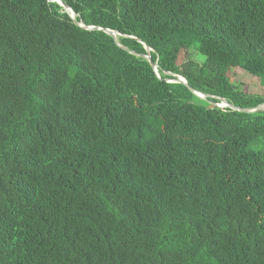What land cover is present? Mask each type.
Wrapping results in <instances>:
<instances>
[{
    "label": "trees",
    "instance_id": "obj_1",
    "mask_svg": "<svg viewBox=\"0 0 264 264\" xmlns=\"http://www.w3.org/2000/svg\"><path fill=\"white\" fill-rule=\"evenodd\" d=\"M61 1L0 0V264H264V0Z\"/></svg>",
    "mask_w": 264,
    "mask_h": 264
},
{
    "label": "rangeland",
    "instance_id": "obj_2",
    "mask_svg": "<svg viewBox=\"0 0 264 264\" xmlns=\"http://www.w3.org/2000/svg\"><path fill=\"white\" fill-rule=\"evenodd\" d=\"M68 14L70 17L73 16L71 12H68ZM184 57L191 60L200 61L201 56L197 52V45L190 44L188 48L181 49L177 62L180 63ZM227 76L236 90L242 93L250 95L264 94V87L260 84L258 78L253 76L251 73L244 71L243 69L233 68L228 71Z\"/></svg>",
    "mask_w": 264,
    "mask_h": 264
},
{
    "label": "water",
    "instance_id": "obj_3",
    "mask_svg": "<svg viewBox=\"0 0 264 264\" xmlns=\"http://www.w3.org/2000/svg\"><path fill=\"white\" fill-rule=\"evenodd\" d=\"M49 1H53V0H49ZM60 6H62L65 10H68L69 8L67 7V5L65 3H63L61 0H55ZM70 10V9H69ZM71 11V10H70ZM71 13L73 14L74 16V13L71 11ZM81 28H87V29H95V27H85L84 25H79ZM104 31L107 33V34H110L113 38L115 37V35H119L117 32L115 31H111L109 29H104ZM146 50L147 47L144 46ZM145 58L147 59V61L149 62L150 66L155 69L156 68V64L151 60L150 56L147 54L145 56ZM176 82H179L183 85H185L195 96H197L198 98H201V99H205V98H208L210 97L209 95L207 94H203V93H200V92H197L195 90H193L190 86L187 85L186 81L179 77V76H176V79H175ZM219 107H228L232 110H237L239 112H243V113H255V112H260V111H263L264 110V103H262L261 105H259L258 107L256 108H252V109H244V108H238V107H235L233 105H231L230 103H228L227 101H225L224 99H220V104L217 105Z\"/></svg>",
    "mask_w": 264,
    "mask_h": 264
}]
</instances>
